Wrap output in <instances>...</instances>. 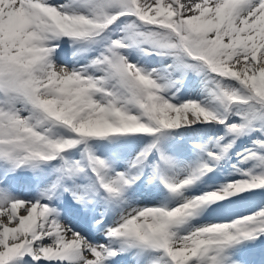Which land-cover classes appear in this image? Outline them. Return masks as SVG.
<instances>
[{
  "label": "snow or ice",
  "instance_id": "6c2138e0",
  "mask_svg": "<svg viewBox=\"0 0 264 264\" xmlns=\"http://www.w3.org/2000/svg\"><path fill=\"white\" fill-rule=\"evenodd\" d=\"M65 38L97 55L84 65L56 63ZM132 49L171 63L139 67L128 59ZM190 70L215 84L211 94L225 115L199 101L171 102L174 75ZM233 116L239 122H229ZM199 123L224 125L233 139L197 145L207 159L161 171L173 167L160 147L166 134ZM252 133L264 136V0H0V264H109L133 250L146 264H240L235 246L264 236V209L177 230L210 204L264 190V139H256L240 161L252 162L242 179L184 195L235 138ZM133 135L152 139L123 171L90 146ZM153 152L159 162L149 165ZM149 166L175 206L126 207L107 228L97 220L107 243L61 221L53 202L64 193L85 209L126 204ZM20 169L53 178L34 199H22L8 187Z\"/></svg>",
  "mask_w": 264,
  "mask_h": 264
},
{
  "label": "bare ground",
  "instance_id": "6f19581e",
  "mask_svg": "<svg viewBox=\"0 0 264 264\" xmlns=\"http://www.w3.org/2000/svg\"><path fill=\"white\" fill-rule=\"evenodd\" d=\"M50 3H53V4H64L66 2H68V0H49ZM62 52H59L58 51V56L55 58V62L56 63H59L61 65H66L68 67H73V66H78V65H84V61L82 60V58L76 62V61H73L72 63H65L61 55ZM206 80L205 79H200V80H197L195 81L194 83H192V85H188L185 87L184 89V92L182 94V96L180 98H176L174 100H171V102L173 103H176V104H179V103H183L185 101H189V100H194V101H199L201 102L203 105L205 106H211L212 107V98L214 100V97L212 96V91L208 85L206 84L205 82ZM202 91V93H200ZM200 124V123H199ZM199 124H194L192 125L190 128H187V127H182L181 129L184 130V132L182 134H197L198 135H202L203 137L208 138V134L211 135V129L210 128H206V127H203V128H200V127H196V126H199ZM250 145H246L245 147L242 148L243 151H246L247 149H250ZM174 150L171 151V154L175 157L174 159H171L172 162H173V167H167V166H164V165H161V169L162 171H166L168 172L169 174H172L174 172L177 171L176 169V165H175V162L177 160H180L182 159V157L184 156H189L190 157V152L185 149V148H182L181 146H178L176 145L175 147H173ZM133 149H135V147H133ZM188 154V155H187ZM225 167V166H224ZM226 168V167H225ZM231 169V168H230ZM16 174V173H14ZM13 174V175H14ZM227 176H229L230 178H238L239 176L237 175H225L224 174V169H222L221 171L219 172H216L214 173L212 176H211V179H209L208 181H206V183H218L220 181H226L227 180ZM25 181L29 184H31V181L30 179H28L27 177H25ZM45 180L44 178H39L37 180V182L39 184L43 183ZM8 187H9V190L12 192L13 195L19 197V198H22V199H26V200H31V199H34L37 194H38V191L35 189V188H28V189H22V188H12V186H10L8 184ZM208 188V186L206 187V189ZM40 189V188H39ZM137 195L140 197V200H139V203L138 204H143V203H149V205H157V206H160V205H163L164 202H162V196L164 194V190H163V186H162V183L161 184H155L153 186H141V187H138L137 188ZM194 191V189H189L187 190L184 195L186 197H192L190 194ZM136 195V192L133 193V197L134 198ZM253 197L252 196H249L248 194H244L243 195V198L240 199V203H237L239 206L241 207H238L234 212L236 214L237 212V215H242L243 216H246V215H243V213H246V214H250L252 215L254 213V210L256 209L257 207V204H259V202H257L256 204H252L250 203V200L252 199ZM62 200V197H59L58 200L54 201L53 204L56 208H58L60 210V219L63 223L65 224H69L70 226H72L76 231H82L80 228H79V225L78 224H75V223H72V220L69 218L72 215L76 216L75 218H73V220L75 222L77 221H80L81 220V216L80 214L84 211H78V208L79 207H75L74 209L72 207H70L67 203H65L64 201H60ZM123 205H114L112 206L109 210H108V214H107V219L109 218L108 222L111 221V219L117 215V213H119L121 211V209H123ZM21 213H22V209L20 210ZM91 211V210H89ZM70 213L69 216H67L68 214ZM235 216V215H232L231 217H237L239 218V216ZM229 216H220L217 218V221L219 223V221H222V222H225L227 220H229L230 218H227ZM207 221V220H205ZM78 223V222H77ZM194 224V223H190V226ZM207 225L209 224H212V220H210L209 222L206 223ZM203 224H199L197 225V227H200L202 226ZM182 228L181 229H178L177 231L179 232H182ZM105 233V231H104ZM91 239H96V237H90ZM93 243L94 240H92ZM107 243V242H106ZM115 247V245H114ZM120 255H118L116 258H114V260L110 261L109 264H114L116 263L117 261L120 260ZM128 264L131 263V260H129L127 262ZM40 264H44L43 261L40 262Z\"/></svg>",
  "mask_w": 264,
  "mask_h": 264
},
{
  "label": "rangeland",
  "instance_id": "374dc122",
  "mask_svg": "<svg viewBox=\"0 0 264 264\" xmlns=\"http://www.w3.org/2000/svg\"><path fill=\"white\" fill-rule=\"evenodd\" d=\"M130 52H131L130 55L134 54L136 56H139L138 55L139 53H138V51H136V49H132V50H130ZM141 54L146 55L144 53H141ZM96 55L97 54H95V55L93 54V57L96 56ZM130 55H128V57H130ZM146 57L150 58L148 55ZM130 58H132V56ZM155 61H156L155 63H159L158 61H163V63H161V64L154 65L155 66L154 68H158V69L161 68V66L164 65V64L171 63V61L169 59H157ZM139 67H141V66L139 65ZM145 69H149L150 70L151 68L148 67V68H145ZM186 74H192L193 75V74H198V73L196 71H191L190 70ZM201 75H202V73H200L199 76H201ZM179 76H180L179 73H177V74L174 75L173 78H175V79H182L184 77V76L183 77L180 76V78H177ZM201 77L202 78L203 77L206 78V76L204 74ZM205 82L208 85V87H210V86L213 87V85H214V83H212V82H209V81H205ZM233 118H235V119H233ZM231 120H233V121H236L237 120L236 122H239L236 117H232ZM171 134H174V133H171ZM171 134H169V132L166 134V138L161 142V146H160L161 147V150L165 154H167V156L169 158H171V154L168 152V150H170L171 148L175 147L176 145H179V141L182 142V141L187 140V138H183L181 140L180 139H176V138H172L173 136H171ZM252 135L254 137H260V134L259 133H252ZM243 136H245V135H243ZM151 139H152V137H147L146 136V137H143V139H142V138H140L138 136H134L133 135V136H125V137L111 138V139H109V141L92 140V141H90V146L93 149V151L95 152V154L98 155V156H100L101 158L107 159V160L115 159L116 160V168L118 170H120V171H123L127 167V162L130 161V160H132V154L134 152L138 151V150H142L143 147L147 143H149ZM142 142H144V143H142ZM183 143H185V142H183ZM193 143H195V140H193ZM180 145L182 146L183 144H180ZM199 145H201V144H199ZM133 147H135V149H133ZM190 148H192V147H190ZM109 149H111L112 152H110ZM190 151H191V157H192L193 160L196 157H198V156H199V159L200 160H204L205 158H207V157L203 156L202 151L198 147L195 150H190ZM235 151L236 150H234L233 152H231V149H230L229 152H231V153L234 154ZM126 152H128V153L126 154ZM72 154H73V158H75V159H79L80 158V151L78 149L72 150ZM126 157H127V160H126ZM151 157H152V155L150 156V158ZM227 162H228V160H227ZM150 164H152V163H150ZM230 164H231V166H229V167H231L233 169V171H236V172L245 171V170H248V169H250L252 167V162L241 163L240 161H236V162H232L231 161ZM190 166H193L192 163L186 166V162H184V163L183 162H179L176 165V167L179 170L180 169H183V168H188ZM45 170H46V172L51 171V169H48V168H45ZM257 171H259V170H257ZM152 175H153V171H149L145 167L144 168V173L141 176L140 180H138L134 185L131 186V188H129L127 190V192L125 194L126 201H129V193L131 191H133V190H136L139 186H143L146 183H148V184H155V182H157V181L160 180L158 177L155 178V179H153ZM208 175H210V174H206L202 178V180L205 179ZM52 178L53 177H48L47 179L50 180ZM47 183H48V181H47ZM197 183H199V182H197ZM143 205L144 204L134 203V204L128 205V207H142ZM227 218H229V217H227ZM253 247H254V244H249V245H247L246 248L249 251H251L253 249Z\"/></svg>",
  "mask_w": 264,
  "mask_h": 264
}]
</instances>
